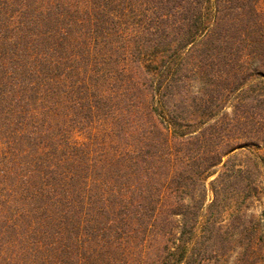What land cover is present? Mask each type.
<instances>
[{"label": "trees", "instance_id": "trees-1", "mask_svg": "<svg viewBox=\"0 0 264 264\" xmlns=\"http://www.w3.org/2000/svg\"><path fill=\"white\" fill-rule=\"evenodd\" d=\"M257 18L255 0H0V264H264V80L260 114L198 123L180 74L227 55L233 84L264 77Z\"/></svg>", "mask_w": 264, "mask_h": 264}, {"label": "rangeland", "instance_id": "rangeland-1", "mask_svg": "<svg viewBox=\"0 0 264 264\" xmlns=\"http://www.w3.org/2000/svg\"><path fill=\"white\" fill-rule=\"evenodd\" d=\"M255 1L258 14L257 22L264 28V0ZM249 15H246L244 21L246 27H250L253 23V16ZM180 63L183 69L180 74L183 80L187 82V86H184L182 91L185 90L184 95L187 96V104L189 102L192 105L193 118L198 123L210 114H215L213 116L215 120L222 119L224 122H231L230 119L233 118L234 113L242 114L246 112L249 105L253 107V112L257 114L262 112L263 107L260 102L263 95L261 80H264V77H254L256 75L252 70L256 66L255 62H251L249 69L243 75H240L242 79L238 84L232 83L231 62L227 55L222 56L219 60L215 57L214 59H208L203 56L188 55L183 56ZM206 64H209L208 74L202 71ZM202 101L204 102L202 103ZM203 104H205V107H203ZM238 152L236 151L237 154ZM246 159H248L247 155L238 154L235 158H231L229 165L239 164L243 166L247 162ZM224 160L225 158L222 161ZM212 178L207 180V187ZM207 194L206 203L209 202L211 197L210 193ZM256 213H259V211Z\"/></svg>", "mask_w": 264, "mask_h": 264}]
</instances>
